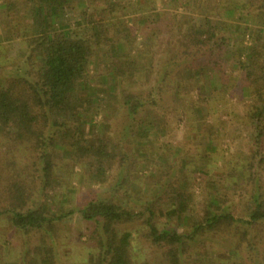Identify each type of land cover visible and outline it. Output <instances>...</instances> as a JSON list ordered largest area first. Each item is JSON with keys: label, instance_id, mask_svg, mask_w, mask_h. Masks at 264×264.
Returning <instances> with one entry per match:
<instances>
[{"label": "trees", "instance_id": "obj_1", "mask_svg": "<svg viewBox=\"0 0 264 264\" xmlns=\"http://www.w3.org/2000/svg\"><path fill=\"white\" fill-rule=\"evenodd\" d=\"M90 1L72 30L61 19L77 13L74 0H0V264H58L61 223L75 211L51 208L49 192L65 181L54 160L58 142L95 183L112 180L108 197L77 210L87 224L77 231L89 245L86 264H143L136 240L157 248L161 264H205L212 250L203 238L216 235L229 236L238 253L247 249L250 264H264V0H209L196 5L195 20L156 12L120 28L105 15H127L132 0ZM97 60L103 90L89 83ZM219 109L227 128L248 130L246 151L225 159L216 145ZM118 115L124 145L111 135ZM181 115L206 139L202 155L162 141ZM199 180L203 195L192 212ZM137 182L156 186L139 206L119 201Z\"/></svg>", "mask_w": 264, "mask_h": 264}, {"label": "rangeland", "instance_id": "obj_2", "mask_svg": "<svg viewBox=\"0 0 264 264\" xmlns=\"http://www.w3.org/2000/svg\"><path fill=\"white\" fill-rule=\"evenodd\" d=\"M111 1V0H110ZM109 1V2H110ZM90 0H74L75 7L77 8V13L74 11L72 14L70 11H67L63 16L64 18L61 19V23H64V19H68V22L71 26L72 30L77 28L78 24L76 22H80L79 11L84 10ZM117 2V1H116ZM119 2V1H118ZM126 5L127 0L123 1L120 0V4L123 3ZM134 6L129 7L127 6L128 12L127 15L123 13H114L109 14V18L105 15L104 22L106 23V18L109 22H113L118 24L120 27L125 26H134L138 21V16L143 14L147 16L148 14H156V12H168L169 14L175 13L178 16H184L188 18L195 17L198 18V8L196 5H205L209 0H171L169 3L168 0H132ZM1 3V2H0ZM111 4V3H109ZM171 4V5H170ZM168 5H170L168 7ZM110 7H113L112 5ZM155 7V9H153ZM107 8V6H105ZM151 14V16H152ZM202 17V14H201ZM3 20V14L1 12L0 7V39L4 43L6 39H3L2 30H1V23ZM95 20L99 21L100 18H96ZM63 21V22H62ZM107 22V23H109ZM65 23V24H68ZM241 25H245L244 22H240ZM258 24L252 26V28H258ZM260 27V26H259ZM67 27L60 28V31L66 30ZM261 29L264 32V26L261 24ZM58 31V32H60ZM5 38V37H4ZM140 37L136 39L139 40ZM19 47H24V44L21 40H17ZM252 44L250 38L245 40V45ZM18 47L13 52L10 53L11 58H17L18 56ZM160 57L163 53L162 50L158 53ZM161 54V55H160ZM97 60L93 65V71L96 73V78H92L89 83L91 86L98 87L100 90H103L104 85L102 84L101 73H103L102 64L100 61ZM22 67V66H21ZM231 67V63L227 62L226 69ZM20 72V70H18ZM14 72L16 70L14 69ZM131 82V81H130ZM137 84L134 82V85ZM140 85V82L138 83ZM152 84V81H151ZM103 85V86H102ZM139 87L143 88L142 85ZM83 96L84 93L80 92ZM101 92H98V96H100ZM107 94V93H106ZM107 97V95L105 96ZM232 102H238L239 99H231ZM162 102L160 103V107L155 110L154 112L160 113L164 110ZM96 108V105H91V109ZM100 110V109H98ZM162 110V111H161ZM219 120L222 122L220 127V132L222 135L220 137L219 145H217L218 149L221 151L220 156L221 159H225V157L229 154H234L237 150L246 151L247 149V142H248V130L243 126H231L229 128L226 127L228 119L225 117L224 113H221V109H219ZM90 111V110H89ZM211 112H215L213 109ZM118 115L116 121H113V128L111 131V135L117 144L124 145L125 135H124V126L126 125L125 119ZM58 120H63V118L58 115L55 116ZM83 120V119H82ZM101 117L100 115H95L92 118V124L94 126H98L100 124ZM96 132V131H95ZM96 134V133H94ZM225 134V135H224ZM164 144L171 149L177 147H181V151L188 150L189 156L193 157L197 154L202 155L206 150V139H198L196 137L195 131H190L188 127H186V123L184 117L181 115L180 117L172 118L171 123L169 124V128L167 129L166 136L162 139ZM171 143V146L169 145ZM61 145V142H58L57 148H55L54 152V160L57 166L59 167L60 174L64 177L65 181L62 180L59 184L55 185L54 189L49 192V199L51 196L55 194V204L51 206V208H59L60 205L65 207L66 209L72 208L74 209L73 216L69 218V220L64 221L61 223V230L58 236V242L55 246V251L57 254V262L58 264H86L87 260L89 259V245L88 242L85 240V237H81L78 235L77 231L80 230L82 232H86L87 224L84 223L79 213L77 212L80 206L84 205L89 199L92 197H108L111 191V176L107 183H95L94 178H92V173L90 171L89 166L82 164V162L78 161L75 163L69 164V157L72 154L71 148L68 146ZM166 146V145H165ZM166 146V147H167ZM117 149V148H116ZM190 157V158H191ZM202 164V162H201ZM118 163H115L112 167V172L117 168ZM67 170V171H66ZM71 170V172H70ZM148 169H146L147 172ZM69 171V173H68ZM212 173H214L212 171ZM147 174V173H146ZM215 174V173H214ZM64 181V182H63ZM137 188L134 191L128 190L127 194L124 195L119 201H123L124 203H128L131 206H139L144 199L142 198L144 195H149L152 188L156 186L155 184L145 183L144 185L140 183H135ZM64 187V189L62 188ZM203 184L201 180H199V186L195 187L193 200L194 204L191 206L192 209L190 211L193 212L197 211L201 202V189ZM148 188V189H147ZM69 201V204L67 202ZM53 202V201H52ZM51 202V203H52ZM172 226V225H170ZM168 226V227H170ZM167 227V228H168ZM127 229L130 226H126ZM174 229V227H173ZM208 246L211 248V256L205 260V264H232L233 261L240 263H251V256H248V250H244L243 253H238L235 250L233 240L228 236H205L203 238ZM36 235L30 234L29 235V242L30 244L35 243ZM137 243V253L140 255V259L143 264H161V254L160 251L148 244L146 241L143 240H136ZM20 242L17 243L19 245ZM7 264H16V262H8ZM236 264V263H235Z\"/></svg>", "mask_w": 264, "mask_h": 264}]
</instances>
